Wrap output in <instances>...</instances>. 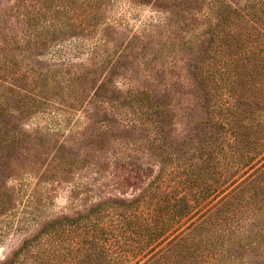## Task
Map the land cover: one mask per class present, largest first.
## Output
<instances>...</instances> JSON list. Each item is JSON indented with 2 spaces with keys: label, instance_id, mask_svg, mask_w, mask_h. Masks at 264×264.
<instances>
[{
  "label": "rangeland",
  "instance_id": "obj_1",
  "mask_svg": "<svg viewBox=\"0 0 264 264\" xmlns=\"http://www.w3.org/2000/svg\"><path fill=\"white\" fill-rule=\"evenodd\" d=\"M222 13L214 0H0V126L19 135L0 152V264H52L68 220L198 159L216 136L202 67ZM241 255L264 264V244Z\"/></svg>",
  "mask_w": 264,
  "mask_h": 264
},
{
  "label": "trees",
  "instance_id": "obj_2",
  "mask_svg": "<svg viewBox=\"0 0 264 264\" xmlns=\"http://www.w3.org/2000/svg\"><path fill=\"white\" fill-rule=\"evenodd\" d=\"M243 1L214 0L223 13L202 77L216 136L131 202L68 220L52 264H245L241 254L264 244V7ZM18 138L0 126V152Z\"/></svg>",
  "mask_w": 264,
  "mask_h": 264
}]
</instances>
